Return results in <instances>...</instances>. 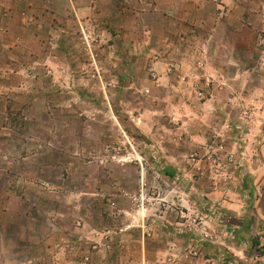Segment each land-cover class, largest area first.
<instances>
[{"label": "rangeland", "instance_id": "rangeland-1", "mask_svg": "<svg viewBox=\"0 0 264 264\" xmlns=\"http://www.w3.org/2000/svg\"><path fill=\"white\" fill-rule=\"evenodd\" d=\"M124 4L123 20L107 16L104 30L96 18L86 36L79 26L70 60L51 73L0 78L14 88L29 80L9 103L0 99V245L9 261L0 264L20 262L21 225L51 218L107 229L103 239H117L135 264H264V6L231 10L227 29L255 48L236 56L245 70L206 64L193 74L177 63L185 30L165 13L175 7L153 15L139 0ZM209 12L205 37L227 8Z\"/></svg>", "mask_w": 264, "mask_h": 264}, {"label": "crops", "instance_id": "crops-1", "mask_svg": "<svg viewBox=\"0 0 264 264\" xmlns=\"http://www.w3.org/2000/svg\"><path fill=\"white\" fill-rule=\"evenodd\" d=\"M117 1L0 0V78L6 80L9 78V72L22 74V71L31 72L37 67L47 73H51V69L56 70L62 65L64 56L70 60L72 55L70 46L74 44L75 39L81 37L79 26H82V34L86 36L84 26L89 25L96 18L95 21H99V26L104 30L103 24L107 16L119 17L123 20L124 1L135 2V0H119L118 3L122 7L118 10ZM139 1L146 4V7H152L153 15L163 13L161 11L163 7H175L173 12L165 13L174 19L180 16V26L185 30L179 38L181 43L177 63L181 70L198 74L206 64L210 70L217 72H228L236 68L246 69V63L237 60L236 56L240 53L254 54L252 49L255 48H251L250 42L246 41L245 37L237 38L238 34L227 29L233 12L231 10L241 6H264V0H258V4H252V0ZM214 7L227 8V16L216 23L217 32L209 33L205 37L201 34V30L204 29L206 22H211L205 18L207 16L210 19L209 10ZM171 23L177 26L175 20ZM149 29L152 31L151 27ZM43 38L54 40L50 43L51 49L46 53L45 50H36V45ZM25 43H29L30 46L22 51V55L30 62L22 63L19 61L22 55L18 50ZM170 54L174 55V50ZM168 64L172 65L171 62ZM259 78L264 81L261 74ZM28 81L25 79L19 82L17 88L6 81L3 85L0 84V99L9 103L10 95L11 99H14L12 90L17 89L20 92L27 87ZM7 115L6 107L0 110V119L7 118ZM263 145L264 142L261 143V147ZM53 214L54 212L50 215ZM30 225L32 228L26 225L20 227L22 249L18 264H135V258L124 253L120 248L122 244H117V239L115 242L107 238L103 239L109 232L97 224L93 225L85 221L84 224L78 223L77 228H68L60 226L55 222V218H51L45 223ZM31 234L33 235L30 237ZM29 240L31 243L28 242ZM6 251L4 246L0 245V256H3L0 261L8 263ZM137 261L139 262V258Z\"/></svg>", "mask_w": 264, "mask_h": 264}]
</instances>
